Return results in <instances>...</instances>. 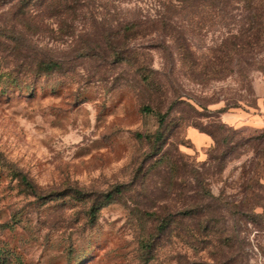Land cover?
Returning <instances> with one entry per match:
<instances>
[{"label":"rangeland","instance_id":"374dc122","mask_svg":"<svg viewBox=\"0 0 264 264\" xmlns=\"http://www.w3.org/2000/svg\"><path fill=\"white\" fill-rule=\"evenodd\" d=\"M261 97L264 0H0V264H264Z\"/></svg>","mask_w":264,"mask_h":264},{"label":"crops","instance_id":"0c3cea01","mask_svg":"<svg viewBox=\"0 0 264 264\" xmlns=\"http://www.w3.org/2000/svg\"><path fill=\"white\" fill-rule=\"evenodd\" d=\"M259 110H256V112L250 113H239L241 117H248V121L252 124H264V98L261 97L259 100ZM196 136V140L199 142L206 141L207 138H204L206 136L202 135V133H196L194 134Z\"/></svg>","mask_w":264,"mask_h":264},{"label":"trees","instance_id":"16d2710c","mask_svg":"<svg viewBox=\"0 0 264 264\" xmlns=\"http://www.w3.org/2000/svg\"><path fill=\"white\" fill-rule=\"evenodd\" d=\"M140 71H141V69H140ZM143 79H148V77H147V75H145L144 77H143ZM144 110L145 111H148V112H150L151 111V109L149 108V107H144ZM163 120H164V118L162 117V118H160V124H162V122H163ZM158 137H161V133H159L158 134ZM22 180L24 181V182H26V184H27V186L28 187H30V189L31 190H33L34 192H35V186L33 185V184H31L29 181H28V179H27V177L26 176H23L22 177ZM163 228H165L164 226H163ZM233 245V243H229V246L231 247Z\"/></svg>","mask_w":264,"mask_h":264}]
</instances>
